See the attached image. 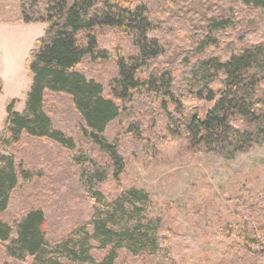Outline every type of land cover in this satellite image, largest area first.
Instances as JSON below:
<instances>
[{
	"label": "trees",
	"instance_id": "trees-1",
	"mask_svg": "<svg viewBox=\"0 0 264 264\" xmlns=\"http://www.w3.org/2000/svg\"><path fill=\"white\" fill-rule=\"evenodd\" d=\"M230 1H240L264 14V0ZM175 2L19 0L22 15L16 23L44 22L48 26L25 59L31 85L23 111L15 110L16 99H8L5 107L7 136L0 137V247L7 258L27 264H176L160 243L164 222L151 214L156 204L147 191L128 186L106 197L99 189L109 177L117 181L124 171L117 139L110 138L107 129L135 94L159 99L166 130L184 138L190 148L202 147L232 158L264 141V100L255 96L260 80L250 76L252 70L264 68V42L225 57L204 54L193 63L184 58L188 68L180 77L186 94L213 102L203 118L196 111L188 115L182 100L175 98L177 77L172 69L160 65L165 47L157 21L167 5ZM227 25L228 19L212 20L208 30L212 34ZM108 29L127 36L131 49L114 51L116 74L106 91L104 83L81 67L109 58V49L99 39ZM206 37L204 33L200 42L203 49L212 44ZM2 91L0 79V94ZM49 96L67 98L78 133L104 154L105 162L92 160L78 148L74 134L56 124L46 108ZM41 140L75 152L72 160L79 183L94 203L82 221L56 240L45 233L46 214L36 198L15 217H2L17 191L43 178L42 170L24 154L29 143ZM250 211L246 223L229 225L226 237L233 235L243 244H231L220 264H264V205Z\"/></svg>",
	"mask_w": 264,
	"mask_h": 264
},
{
	"label": "rangeland",
	"instance_id": "rangeland-1",
	"mask_svg": "<svg viewBox=\"0 0 264 264\" xmlns=\"http://www.w3.org/2000/svg\"><path fill=\"white\" fill-rule=\"evenodd\" d=\"M21 15L19 0H0V79L3 81L0 137L7 136L4 131L7 100L16 99V111L18 102L25 104L31 85L30 74L24 68L25 59L35 39L43 37L48 26L44 22L16 23ZM159 15L158 34L165 47L160 65L172 69L177 77L175 98L182 100L184 111L188 115L196 111L203 118L213 102L186 94L180 77L188 68L184 58L193 63L204 54L225 57L244 46L264 42V14L243 6L240 1L177 0ZM218 19H228V25L211 34L208 24ZM204 33L205 40L212 44L203 49L200 42ZM99 37L101 44L109 49V58L89 62L81 68L104 83L107 91L109 80L116 74L114 51L119 48L126 52L131 45L129 38L116 30H104ZM251 75L260 80L255 96L264 100V68L252 70ZM183 94L186 95L181 97ZM45 103L56 124L74 134L79 149L95 162H105L104 154L78 133L67 98L49 96ZM23 109L24 105L20 112ZM169 110L172 112V107ZM166 123L159 99L135 94L107 129V135L117 139L124 171L117 181L109 177L99 189L106 197L128 186L144 189L156 204L151 214L163 219L160 243L168 249L170 259L176 264H220L231 244H243L233 235L226 237L229 225L233 221L246 223L250 209L264 205V141L225 158L202 147L190 148L184 138L166 130ZM24 154L42 170L43 178L17 191L12 206L2 217L7 220L15 217L20 208L36 198L46 214L45 233L49 239L56 240L74 223L82 221L94 203L79 183L72 160L75 152L41 140L29 143ZM0 264L27 262L7 258L0 247Z\"/></svg>",
	"mask_w": 264,
	"mask_h": 264
},
{
	"label": "crops",
	"instance_id": "crops-1",
	"mask_svg": "<svg viewBox=\"0 0 264 264\" xmlns=\"http://www.w3.org/2000/svg\"><path fill=\"white\" fill-rule=\"evenodd\" d=\"M23 105H24V101L18 102L17 105H16V107L19 106V108L17 107L16 109L17 110L19 109L18 111H20L23 108Z\"/></svg>",
	"mask_w": 264,
	"mask_h": 264
}]
</instances>
